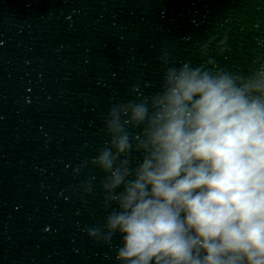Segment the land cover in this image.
Returning a JSON list of instances; mask_svg holds the SVG:
<instances>
[{
  "label": "water",
  "instance_id": "obj_1",
  "mask_svg": "<svg viewBox=\"0 0 264 264\" xmlns=\"http://www.w3.org/2000/svg\"><path fill=\"white\" fill-rule=\"evenodd\" d=\"M255 62L264 0H0V264H119L94 163L110 112L150 102L168 68ZM142 127L125 126L130 169Z\"/></svg>",
  "mask_w": 264,
  "mask_h": 264
},
{
  "label": "clouds",
  "instance_id": "obj_2",
  "mask_svg": "<svg viewBox=\"0 0 264 264\" xmlns=\"http://www.w3.org/2000/svg\"><path fill=\"white\" fill-rule=\"evenodd\" d=\"M255 63L247 75L168 68L150 102L110 112V145L94 163L109 173L104 238L120 234L119 264H264V63ZM126 125L143 126L134 169Z\"/></svg>",
  "mask_w": 264,
  "mask_h": 264
}]
</instances>
